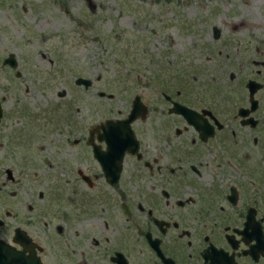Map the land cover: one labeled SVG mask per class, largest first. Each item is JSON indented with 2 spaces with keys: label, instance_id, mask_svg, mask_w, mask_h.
<instances>
[{
  "label": "flooded vegetation",
  "instance_id": "flooded-vegetation-1",
  "mask_svg": "<svg viewBox=\"0 0 264 264\" xmlns=\"http://www.w3.org/2000/svg\"><path fill=\"white\" fill-rule=\"evenodd\" d=\"M5 6L0 72L9 66L19 77L14 6ZM240 16L232 17L229 31L208 23L207 41L193 39V53L211 66L192 68L187 89L184 82L173 94L162 92L168 105L159 103L158 111L171 116L157 125L151 143L134 123L145 122L149 111L140 97L145 114L129 123L134 143L112 157L109 175L94 153V146L107 149L99 125L128 112L77 125L84 130L75 139L80 186L59 211L36 209L41 191L22 202L3 179V170L15 179L12 159L4 158L30 139L35 117L27 106L20 113L17 101L6 104L0 92V241L42 264H264V36H255L261 23ZM10 54L14 65L5 62Z\"/></svg>",
  "mask_w": 264,
  "mask_h": 264
},
{
  "label": "rangeland",
  "instance_id": "rangeland-1",
  "mask_svg": "<svg viewBox=\"0 0 264 264\" xmlns=\"http://www.w3.org/2000/svg\"><path fill=\"white\" fill-rule=\"evenodd\" d=\"M2 1L1 8L14 6L21 75L4 66L0 92L6 104L17 101L20 113L27 106L35 117L30 139L19 140V151L4 158L12 159L15 179L8 181L4 170L3 179L22 202L43 192L35 207L45 212L70 206L77 196L76 167L83 160L75 139L84 132L77 125L125 116L139 94L149 111L145 122L134 123L151 143L157 125L171 116L158 111L159 103L168 105L162 92L173 94L184 82L187 89L192 68L205 72L204 64L211 66L206 56L200 63L192 48L193 39L207 41L208 23L229 31L237 21L232 17L241 14L238 19L251 25L261 23L255 36H264V0ZM78 76L91 84L76 83ZM154 116L163 119L154 122Z\"/></svg>",
  "mask_w": 264,
  "mask_h": 264
},
{
  "label": "water",
  "instance_id": "water-1",
  "mask_svg": "<svg viewBox=\"0 0 264 264\" xmlns=\"http://www.w3.org/2000/svg\"><path fill=\"white\" fill-rule=\"evenodd\" d=\"M89 6L91 10H94V6L91 3H89ZM214 29H217V27L214 26ZM5 62L14 65L16 63V58L10 54L5 58ZM75 82L88 86L91 84V79L78 76L75 78ZM59 94L61 95L63 92H60ZM132 102V107L124 119H110L106 120L104 124L99 125L102 131L99 132L98 137L106 140L107 149L105 151H99L98 148L94 146V153L99 158L106 175L110 174V167L112 165L110 161L113 159L112 157L118 159L124 148L130 147V145L134 143L132 129L130 128L129 123L138 115L141 114L144 116L145 114V105L140 101V96L138 94L134 96ZM178 109L187 117L194 116L193 111L186 106L179 105ZM0 264L42 263L37 256H26L23 251L14 252V249L10 247V245L0 241Z\"/></svg>",
  "mask_w": 264,
  "mask_h": 264
}]
</instances>
